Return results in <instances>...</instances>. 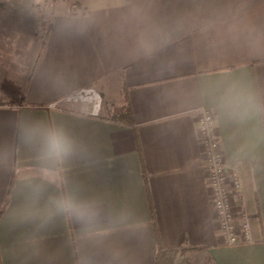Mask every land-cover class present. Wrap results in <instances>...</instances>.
<instances>
[{"label": "crops", "instance_id": "1", "mask_svg": "<svg viewBox=\"0 0 264 264\" xmlns=\"http://www.w3.org/2000/svg\"><path fill=\"white\" fill-rule=\"evenodd\" d=\"M16 1L18 10L10 11L26 8ZM76 16L56 13L45 38L21 18L12 24L0 18V154L11 153L0 161V264L76 260L77 225L55 218L40 228L25 210L18 177L36 161L15 130L32 118L62 125L89 146L91 160L68 162L72 183L145 219L141 238L115 237L130 248L131 264H155L158 242L178 250L185 264H264V118L229 120L213 102L234 82L264 102V0H87L79 15L86 24V84L57 74L58 50L70 45L47 40L68 26L59 18ZM150 29L167 42L146 55L137 41ZM85 87L123 99L99 115L86 113L84 103L52 106ZM125 104L129 124L110 114ZM204 110L215 117L227 172L240 177L242 191L231 201L237 219L247 216L250 242L228 245L219 233L198 126Z\"/></svg>", "mask_w": 264, "mask_h": 264}, {"label": "clouds", "instance_id": "2", "mask_svg": "<svg viewBox=\"0 0 264 264\" xmlns=\"http://www.w3.org/2000/svg\"><path fill=\"white\" fill-rule=\"evenodd\" d=\"M167 42L159 29L143 32L137 46L151 55L159 45ZM218 109L229 120L245 121L264 118V102H260L247 87L238 83L225 85L213 98ZM15 134L19 142L34 153L36 166L19 176L26 211L38 220V227L47 226L55 218H62L78 226L73 254L75 264H131L132 252L115 239H139L148 225L131 207L109 204L100 195L86 194L68 177V162L73 158L89 161L92 153L88 145L72 136L59 124L38 118L17 122ZM11 153L5 150L0 161L7 163ZM42 208L41 199L49 188Z\"/></svg>", "mask_w": 264, "mask_h": 264}, {"label": "rangeland", "instance_id": "3", "mask_svg": "<svg viewBox=\"0 0 264 264\" xmlns=\"http://www.w3.org/2000/svg\"><path fill=\"white\" fill-rule=\"evenodd\" d=\"M87 0H25V9L20 11H10L16 8V0H0V18H5L10 23L15 18H21L22 23L28 26L33 25L39 28V33L43 38L46 37L51 21L56 13H69L78 15L76 17L59 18V25H68L63 29H53L50 39L48 41L63 42L64 47L70 45L69 48L58 50L60 55L54 66L57 69V74L62 78L73 79L75 84H86V24L83 17H79L86 12ZM22 6V5H21ZM20 7V6H19ZM15 10H18L16 8ZM12 24V23H11ZM54 24V23H53ZM52 36V37H51ZM27 37H32L31 32L28 31ZM46 40V41H47ZM73 46V47H72ZM101 96V110L103 106H111L119 104L122 97L115 94L114 91H105L106 97L95 88ZM114 89V88H112ZM73 93V92H72ZM64 98V97H63ZM61 98L60 100H62ZM59 100V101H60ZM62 104H78L63 103ZM184 259H176L173 264H185Z\"/></svg>", "mask_w": 264, "mask_h": 264}, {"label": "built area", "instance_id": "4", "mask_svg": "<svg viewBox=\"0 0 264 264\" xmlns=\"http://www.w3.org/2000/svg\"><path fill=\"white\" fill-rule=\"evenodd\" d=\"M63 103H84L88 105L86 113L99 115L101 111V96L95 88H81L62 100L56 101L52 106ZM201 142L205 147V166L207 181L210 187L211 200L216 210L219 233L228 245H236L252 241V231L246 214L239 219L232 206V194L240 195L242 183L237 172L229 174L222 152L220 141L215 133V117L208 111L198 116Z\"/></svg>", "mask_w": 264, "mask_h": 264}, {"label": "trees", "instance_id": "5", "mask_svg": "<svg viewBox=\"0 0 264 264\" xmlns=\"http://www.w3.org/2000/svg\"><path fill=\"white\" fill-rule=\"evenodd\" d=\"M111 116L117 121L124 123L132 122V110L128 104L118 106L111 111ZM178 250H165L159 245L156 249L155 264H173L174 260L178 256Z\"/></svg>", "mask_w": 264, "mask_h": 264}]
</instances>
